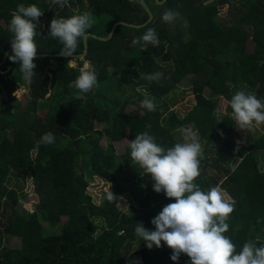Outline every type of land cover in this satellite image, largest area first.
<instances>
[{"label": "trees", "instance_id": "16d2710c", "mask_svg": "<svg viewBox=\"0 0 264 264\" xmlns=\"http://www.w3.org/2000/svg\"><path fill=\"white\" fill-rule=\"evenodd\" d=\"M87 1L94 23L87 30L89 54L84 59L96 69L97 85H102L105 93L115 91L116 76L162 72L164 78L158 83L143 82L147 92L157 101L176 90L179 81L192 75L196 104L184 118L176 113L165 116L160 112L161 107H156L155 111L144 108V116H133L126 114L127 106L135 98L143 100V95L124 100L120 109L112 103L113 108L98 106L97 102H105L106 98L93 90L79 99L81 94L72 83L79 75L81 60L76 61V68L68 67L71 58L58 56L63 45L58 39L47 36L50 24L45 29L38 25L35 43L40 56L34 60L36 75L30 86L34 105L37 107L39 101L46 99L51 89L61 88L62 94L70 96V104L67 108L60 105L62 109H55L45 120L28 109L9 112L12 114L9 120L4 118L7 112L1 113L0 211L17 219L20 228L17 235L22 240V248H2L8 234L2 230L4 217L0 218V264H189L185 255L172 261V252L163 242L160 248L153 246L149 250L135 234L137 223L154 231L151 220L174 200L167 199L164 193L154 192V182L131 160L130 148L124 155H118L115 143L128 133L135 139L137 134L148 132L157 144L168 149L181 142L178 130L191 124L205 141L200 176L195 182L205 192L212 187L222 188L234 203V212L228 220L229 231L225 235L236 245L237 251L245 242L252 241L257 246L264 244L262 234L258 238L252 229L264 228V134L257 140H250L243 148L237 139L228 137L236 125L230 115L231 108L228 115L218 117L217 105L205 94L209 90L213 96L221 94L231 99L236 91L244 90L264 100V0H236L240 6L230 4L234 0H216L218 5H229L226 22L221 20L218 7L205 6L204 0H166L161 6L156 0H145L153 12V6L163 8L162 17L171 9L178 11L180 18L172 25L163 22L159 15L142 28L121 25L110 39L107 38L119 22L136 25L148 22L144 3L142 0ZM69 2L71 6L58 14V5L52 0H0V64L6 61L0 67L1 94L7 92L13 97L17 88L25 87L19 65L6 60L7 53L12 51L8 26L17 5L35 4L49 14L52 21L78 14L76 1ZM82 3L85 0H81ZM96 19L108 24L103 32H98ZM4 20L6 29L1 24ZM247 24L256 44L251 54L245 52L246 41L250 38ZM148 28L156 29L160 41L158 47H148L152 49L149 53L132 43ZM186 33L190 34L188 39ZM85 43L83 38L74 55L85 53ZM52 62L59 63L62 69L68 68V72L51 83L48 71L52 68L48 67ZM161 62L172 66L171 70ZM165 107L167 112L168 107ZM96 120L104 122L107 129L97 130ZM48 132L54 134L55 142L39 143ZM105 134L112 138L107 148L101 145L100 139ZM217 145L221 149L216 150ZM96 177L114 185L112 193L116 197L112 200L106 197L102 205L95 203L88 194L91 181ZM29 178L35 181L42 208L59 207L69 214L60 232L44 231L40 216L46 217L45 211L29 215L19 211L18 206L25 198L19 195L18 188L25 187ZM15 180L20 183L13 185ZM128 184L132 188H127ZM127 190L136 195L143 212L137 207L130 210L118 207Z\"/></svg>", "mask_w": 264, "mask_h": 264}, {"label": "clouds", "instance_id": "9594fccd", "mask_svg": "<svg viewBox=\"0 0 264 264\" xmlns=\"http://www.w3.org/2000/svg\"><path fill=\"white\" fill-rule=\"evenodd\" d=\"M52 3L61 8L70 6L69 0H52ZM43 15L37 5L25 6L21 3L12 13L8 26L12 34V54L8 59L19 65L23 79L29 82L36 75V29ZM179 18L180 13L171 9L166 10L162 17L163 22L169 25ZM93 23L94 18L90 12L70 18H54L47 35L58 39L63 45L60 55L71 58L68 59V67L76 68V61L81 60L79 75L72 83V87L81 94L79 99H83L97 85V72L91 62L74 56L80 41L86 37ZM132 43L139 44L146 51L149 46L158 47L160 41L156 29L148 28ZM143 78L150 83H158L164 74L155 72ZM24 92L23 87L17 88L13 96L19 99ZM228 105L237 128L255 131L264 126V100L258 99L255 93L238 90ZM141 106L148 111H155L156 108L154 100L149 97L141 101ZM54 142L55 136L51 132L44 134L39 141L43 145ZM128 144L131 160L154 182L153 191L164 193L167 199L174 200V203L165 205L151 220L154 231L147 230L143 223H137L135 234L145 242L149 250L153 246L160 248L163 242L171 250L170 258L174 262L185 255L189 258V264H264V244L257 246L255 242H245L237 251L236 245L225 235L229 231L228 220L234 212V203L230 202V198L225 199L219 187H212L205 192L195 182L200 176V159L203 156V147L195 130L184 129L182 142L168 149L157 144L148 132L137 134ZM115 197L111 191L107 196L109 200Z\"/></svg>", "mask_w": 264, "mask_h": 264}, {"label": "rangeland", "instance_id": "374dc122", "mask_svg": "<svg viewBox=\"0 0 264 264\" xmlns=\"http://www.w3.org/2000/svg\"><path fill=\"white\" fill-rule=\"evenodd\" d=\"M77 3V13L82 14L84 12H89V2L85 0V3L81 4V0H75ZM152 1V0H149ZM157 1V0H156ZM204 5L205 6H210L214 5L218 7V10L220 12V18L222 21L226 22L228 21V14H229V5L228 4H220L218 5L216 0H204ZM230 4H234L237 6H240L239 1H231ZM69 5L71 6V3L69 2ZM161 6V5H159ZM67 6L61 8L57 7L56 11L57 13H61L62 10H64ZM154 9V16L159 15V12L161 8L153 6ZM55 11V12H56ZM96 26H98V32H103L108 24H104V21H98L96 19ZM51 23V19L49 17V14L44 13L43 16L40 17V20L38 22V25H42V28L45 29L48 24ZM3 25V28H7V22L4 20L1 23ZM246 31L247 34L250 35V38L246 41V47H245V52L248 54L254 53L256 49V44L255 42L252 41L251 36L252 34V29L251 27L247 24L246 25ZM190 37L189 33L185 34V38L188 39ZM152 49L148 48L147 52H151ZM162 63V62H161ZM163 66L171 70L172 66L166 65L164 62L162 63ZM50 68H52L50 70ZM50 71V81H56L60 77H63L67 72L68 68L62 69L59 67V63L52 62V65L48 67ZM111 73H113V68H111ZM145 74L143 72H133L132 74H129L127 76H116V79L118 81V85L114 84L113 89L115 91L108 93H105L103 91V86L96 85L95 88L93 89L94 93L98 94L99 96H103L106 98V101L102 102L98 101L97 105L100 107H103L105 109L107 108H113L111 103L117 107V109H120V105H122L123 101L135 97L138 94L143 95L144 97H149L154 100V97L151 96L145 87L143 85V82L145 79L143 78ZM193 76L189 75L186 77L182 82L177 83V89L173 90L170 92L168 95L164 96L163 99H157V101L154 100V103L156 107H161L160 112L165 116H167L169 113H176L180 118H184L187 113H189L194 105L196 104V96L193 92ZM99 80V78H97ZM24 86L25 92L21 95L19 99H16V97H11V95L7 92H4L3 94L0 93V118H1V113L7 112L4 118L6 120H9L12 116L9 112L13 111L18 113L21 109H28L33 115L36 117H39L42 120L47 119L48 116H51L52 113L54 112L55 109L60 110L62 108H59V106L63 105L65 108L68 107L70 104V96L64 95L63 89H51L49 94L46 96V99L39 101V105L36 107L34 105V99L33 96L31 95L30 92V86H31V81H25L24 80ZM121 88V91L119 90ZM248 92V91H246ZM55 94H58L57 97H54ZM206 96L211 98L215 104L217 105V110L216 114L218 117L222 118L225 115H228L230 106L228 105V101L230 99L226 96L223 95H216L213 96L209 90H206L205 92ZM141 101L137 98L133 100L128 106L126 110V114L128 115H145V109L141 106ZM168 107V110L166 112V107ZM64 108V109H65ZM95 127L99 131H104L107 129V125L104 122H100L99 120L95 121ZM184 129H192L195 130L198 134L199 140L201 144L205 143V141L200 137L199 130L196 129L192 124L188 125L180 130H178V138L182 142V131ZM9 132V131H8ZM7 132V133H8ZM2 134V130L0 128V135ZM264 134V126H261L259 129H256L255 131H248V130H241L237 128V126H234V129L232 133L228 136L231 139H237V141L244 145L246 147L249 143L250 140H257ZM10 135H12V132H10ZM101 139V145L103 147H108L110 144H112V138L109 137L107 134L100 136ZM134 138L130 133L125 136L122 141L116 142L115 147L118 155H124L129 147L128 141H132ZM70 143L67 142L65 144L68 145ZM216 150L221 149L220 145H217ZM37 151L34 152L36 154ZM237 163V162H236ZM17 182L20 183V181L15 180L13 182V185H16ZM127 188H132L131 185H127ZM114 189V185L111 183H107L105 180L100 179L99 177H96L94 180L91 181V184L88 189V194L93 197V200L95 203L102 205L104 201L106 200L107 195L112 192ZM222 192L225 195V199H229L230 197L227 195V193L222 189ZM22 191V193H21ZM19 195L24 197L21 201V203L18 206V209L23 215H29V214H34L38 211H45L47 213V216H40L43 219V227L44 231L46 233H57L62 230V228L65 226V224L68 222L69 214L65 213L63 209H60L59 207H47V208H42L40 205V199L37 194L36 190V184L35 181L31 178L27 180L26 186L20 185L18 188ZM231 202V198H230ZM118 207H120L121 210H130L132 207H137L141 212H143V209H140V205L138 204V198L136 197L135 194H132L130 190H127L121 197V200L118 204ZM5 213L4 210L0 211V218L4 217L3 222V228L2 230L7 232L8 237L6 238V242L4 246L2 247L3 249H11V250H17L22 248V240L19 238L18 232H19V225L17 222V219L10 218ZM254 231L253 235H256L258 238H261L260 234L264 237V228H257L253 227L252 228ZM138 246L135 247L137 249Z\"/></svg>", "mask_w": 264, "mask_h": 264}, {"label": "water", "instance_id": "95a60500", "mask_svg": "<svg viewBox=\"0 0 264 264\" xmlns=\"http://www.w3.org/2000/svg\"><path fill=\"white\" fill-rule=\"evenodd\" d=\"M166 0H163L162 2L161 1H158L157 0V3L162 5ZM142 2L144 3V6H145V10L146 12L148 13L149 15V19H148V22L145 24V25H136V24H130V23H127V22H119L117 23L115 26H114V29H113V32L112 34L110 35L109 38L107 39H110L112 38L114 35H115V32L117 30V28L121 25H126V26H131V27H135V28H142V27H145L148 23H150L153 19H154V14L152 13V11L149 9V7L146 5L145 3V0H142ZM162 12H163V8L160 10L159 12V18L162 19ZM90 35H86L85 37V44H86V51L84 54H78V55H74V56H77V57H82L83 59L86 58L89 54V51H88V48H89V43H88V38H89ZM107 39H104V40H107ZM12 53V51H9L6 55V60L7 58L9 57V55ZM37 56H40V55H37ZM46 56V55H45ZM53 56V55H52ZM58 56H61V55H58ZM63 57V56H62ZM6 64V61L2 64H0V67L4 66Z\"/></svg>", "mask_w": 264, "mask_h": 264}, {"label": "flooded vegetation", "instance_id": "af4514ba", "mask_svg": "<svg viewBox=\"0 0 264 264\" xmlns=\"http://www.w3.org/2000/svg\"><path fill=\"white\" fill-rule=\"evenodd\" d=\"M151 9V8H150ZM152 10V9H151Z\"/></svg>", "mask_w": 264, "mask_h": 264}]
</instances>
